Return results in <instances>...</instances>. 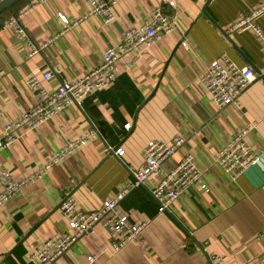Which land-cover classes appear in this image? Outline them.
Segmentation results:
<instances>
[{"label": "crops", "instance_id": "0c3cea01", "mask_svg": "<svg viewBox=\"0 0 264 264\" xmlns=\"http://www.w3.org/2000/svg\"><path fill=\"white\" fill-rule=\"evenodd\" d=\"M2 0H0L1 2ZM37 0H22L25 10ZM263 0H116L117 18L105 24L89 16V0H46L22 18L29 37L44 50L26 58L28 42L13 27V16L0 15V137L5 126L35 102L28 80L36 75L50 92L64 80H77L100 65L104 52L118 44L130 27L142 26L156 8L174 18L175 31L141 54H125L120 77L111 86L71 104L36 129L19 130L18 140L0 153L15 178L44 166L70 139L98 130L86 146L53 166L47 174L0 206V264H37L28 248L71 232L60 209L67 196L83 211L100 208L134 180L152 140L186 138L164 164L169 170L192 153L207 185L190 187L170 209L159 211L151 177L132 189L119 210L133 221L148 222L140 237L120 251L98 225L61 258L60 264H264V78L254 81L236 104L219 108L201 81L206 68L230 57L256 71L264 67V38L255 31H226ZM84 18L63 32L60 14ZM264 35V16L257 20ZM186 42L187 46L183 44ZM58 69L51 80L44 74ZM131 124V128H126ZM248 128L246 140L261 161L237 178L217 162L222 147ZM122 147L125 154L116 155ZM97 255L94 262L89 256Z\"/></svg>", "mask_w": 264, "mask_h": 264}, {"label": "built area", "instance_id": "2783aa9c", "mask_svg": "<svg viewBox=\"0 0 264 264\" xmlns=\"http://www.w3.org/2000/svg\"><path fill=\"white\" fill-rule=\"evenodd\" d=\"M37 0L27 9L21 11L17 16L8 20L5 26L13 27L21 38L28 42L26 58L30 59L41 53L44 48L58 36L50 38L44 44L35 43L28 35L22 24V18L27 15L39 2ZM116 0H89V16L100 17L105 24H111L117 14L114 10ZM264 16V0L251 11L250 14L242 17L234 23L226 32L255 31L264 38L257 20ZM63 21V32L81 24L84 18H69L60 14ZM174 18L166 14L162 8H156L150 18L142 26H134L127 29L121 41L109 47L104 52L103 61L97 67L91 69L86 75L77 80H64L54 91H48L42 84L40 78L33 75L29 78L28 84L32 92L36 94L35 102L21 118L9 122L0 137V153L2 150L11 147L19 138V130L27 128L33 130L52 119L71 104L82 106L86 98L105 90L120 77L119 61L125 54H141L145 48L151 47L160 42L167 34L175 31ZM187 46L186 42H183ZM264 53V51H263ZM58 69L47 71L44 76L51 80ZM264 78V67L259 72L251 66H240L230 57L214 60L201 76L202 83L206 86L209 94L219 108L230 104H236L241 94L254 81ZM129 130L131 124H127ZM98 130L90 131V134L68 140L63 147L56 151L47 161L35 172L24 178H15L11 171L2 165L0 161V206L23 192L38 178H41L56 164L71 157L77 151L88 144L91 138L98 135ZM249 133L248 128L230 138L222 147L217 162L233 178L242 175L250 167L258 164L262 159V153L255 151L246 140ZM186 143L183 136H175L171 141L152 140L146 147V161L142 168L134 171V180L114 198L106 200L103 205L93 211H83L77 206L73 197L67 196L62 200L60 209L69 222L71 232L60 235L55 234L37 246L28 248V259L37 264H60L61 258L73 248L80 239L91 237L96 233V228L101 225L113 238V248L120 251L128 243L137 240L148 222L133 221L129 215L119 210L120 202L134 188L141 187L151 177H158L159 180L151 190L153 198L159 205V211L165 212L170 206L192 186L201 185L207 188L202 182L203 173L197 165L195 156L187 153L184 158L169 170L164 169V164ZM116 155L122 157L125 150L119 147ZM97 255L89 256L90 262H94ZM211 264H226L221 256L212 259Z\"/></svg>", "mask_w": 264, "mask_h": 264}, {"label": "water", "instance_id": "95a60500", "mask_svg": "<svg viewBox=\"0 0 264 264\" xmlns=\"http://www.w3.org/2000/svg\"><path fill=\"white\" fill-rule=\"evenodd\" d=\"M21 0H2L0 2V15L4 12L11 10L14 5H16Z\"/></svg>", "mask_w": 264, "mask_h": 264}, {"label": "trees", "instance_id": "16d2710c", "mask_svg": "<svg viewBox=\"0 0 264 264\" xmlns=\"http://www.w3.org/2000/svg\"><path fill=\"white\" fill-rule=\"evenodd\" d=\"M21 1H22V0H21ZM21 1H20V2H21ZM17 4H19V2H18ZM17 4L14 5L13 8H12L11 10H8V11L10 12V14H11V12H13V16H17V15H19V14L21 13V11H22V10L19 11V10L17 9V7H16ZM6 12H7V11H6ZM4 13H5V12H4ZM4 13H3V14H4ZM1 15H2V14H1Z\"/></svg>", "mask_w": 264, "mask_h": 264}]
</instances>
